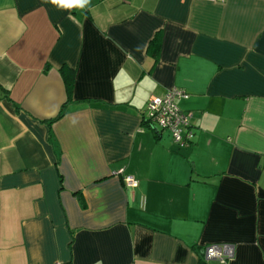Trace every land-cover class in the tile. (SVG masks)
Wrapping results in <instances>:
<instances>
[{
  "label": "crops",
  "instance_id": "crops-1",
  "mask_svg": "<svg viewBox=\"0 0 264 264\" xmlns=\"http://www.w3.org/2000/svg\"><path fill=\"white\" fill-rule=\"evenodd\" d=\"M173 88L187 146L144 119ZM212 243L264 264V0H0V264H219Z\"/></svg>",
  "mask_w": 264,
  "mask_h": 264
},
{
  "label": "built area",
  "instance_id": "built-area-1",
  "mask_svg": "<svg viewBox=\"0 0 264 264\" xmlns=\"http://www.w3.org/2000/svg\"><path fill=\"white\" fill-rule=\"evenodd\" d=\"M222 2L224 0H202ZM186 98L187 93L181 89L173 88L164 95H151L146 102L144 119L162 130L170 132L173 141L179 146H187L192 137L190 128L191 114L183 112L175 103L177 98ZM124 182L127 186L135 187L138 180L125 175ZM234 245L231 243H212L203 247L207 260H216L219 264H228L234 257Z\"/></svg>",
  "mask_w": 264,
  "mask_h": 264
},
{
  "label": "clouds",
  "instance_id": "clouds-1",
  "mask_svg": "<svg viewBox=\"0 0 264 264\" xmlns=\"http://www.w3.org/2000/svg\"><path fill=\"white\" fill-rule=\"evenodd\" d=\"M90 0H50V3L58 8L86 7Z\"/></svg>",
  "mask_w": 264,
  "mask_h": 264
},
{
  "label": "trees",
  "instance_id": "trees-1",
  "mask_svg": "<svg viewBox=\"0 0 264 264\" xmlns=\"http://www.w3.org/2000/svg\"><path fill=\"white\" fill-rule=\"evenodd\" d=\"M191 138H192V137H191ZM190 143H191V139H190V142H189V144H190ZM189 144H188V145H189Z\"/></svg>",
  "mask_w": 264,
  "mask_h": 264
},
{
  "label": "rangeland",
  "instance_id": "rangeland-1",
  "mask_svg": "<svg viewBox=\"0 0 264 264\" xmlns=\"http://www.w3.org/2000/svg\"><path fill=\"white\" fill-rule=\"evenodd\" d=\"M188 96V95H187Z\"/></svg>",
  "mask_w": 264,
  "mask_h": 264
}]
</instances>
